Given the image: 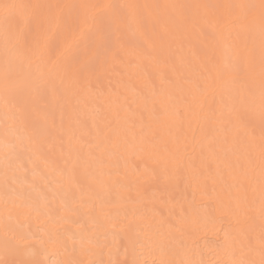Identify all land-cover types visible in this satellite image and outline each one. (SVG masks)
<instances>
[{
	"label": "bare ground",
	"instance_id": "bare-ground-1",
	"mask_svg": "<svg viewBox=\"0 0 264 264\" xmlns=\"http://www.w3.org/2000/svg\"><path fill=\"white\" fill-rule=\"evenodd\" d=\"M4 2L95 7L38 9L48 21L29 28L43 55L13 48L0 19V98L14 97L4 92L6 67L27 111L44 96L65 163L62 171L38 156L35 175L19 179L28 165L14 154L34 155L39 141L21 106L0 108V261L258 264L261 37L258 20L250 35L224 6L259 0ZM169 5L217 7L183 18ZM249 50L254 76L243 68ZM100 86L113 93H94ZM158 186L163 196L148 194Z\"/></svg>",
	"mask_w": 264,
	"mask_h": 264
},
{
	"label": "snow or ice",
	"instance_id": "snow-or-ice-1",
	"mask_svg": "<svg viewBox=\"0 0 264 264\" xmlns=\"http://www.w3.org/2000/svg\"><path fill=\"white\" fill-rule=\"evenodd\" d=\"M64 7H95L88 5L81 6H61V5H34V4H24V3H14V2H4L0 3V19L3 21L6 41L10 38L13 43V48L16 49H34L35 54L43 55V50L41 49L40 40L38 36H34L32 30L29 28L31 22L35 23L36 32L39 33L40 29L48 21V15H41L37 10L38 9H59ZM105 7H112L111 5ZM126 7L135 8L138 6L130 5ZM165 7H171L178 10V13L181 17L186 18L187 13L190 9L193 8H208V7H217V6H208V5H169ZM229 9L237 10L236 20L247 24L249 28V34L251 35L252 30H254L257 20L259 23V31L261 37V47H260V62H259V76L261 81V116L264 117V0H259L258 4L249 3V4H235L224 6ZM56 23L59 25L62 22V17L60 15L56 16ZM71 21H69L70 23ZM23 24V27H20V24ZM244 71L249 76H254L256 73V60L255 55L252 50H249L243 61ZM3 88L6 97L14 96L16 91L15 88V76L9 68H5L3 74ZM251 94V93H250ZM7 102V100H6ZM27 101L19 109L22 119L27 118ZM248 170L245 172V177L251 179V173L254 171V162L249 158ZM260 174L259 181L261 185V191L264 193V139H262L260 146ZM264 203V202H262ZM262 217H264V207H262ZM174 227V226H173ZM262 235H264V224H262ZM0 264H4L3 261H0ZM67 264H85L83 260L78 261H69ZM89 264H94V262H89ZM159 264H171L170 261L161 260ZM232 264H257L255 260H234ZM258 264H264V239L261 240V259Z\"/></svg>",
	"mask_w": 264,
	"mask_h": 264
},
{
	"label": "rangeland",
	"instance_id": "rangeland-1",
	"mask_svg": "<svg viewBox=\"0 0 264 264\" xmlns=\"http://www.w3.org/2000/svg\"><path fill=\"white\" fill-rule=\"evenodd\" d=\"M114 88L112 86H100L95 87L94 93L98 95L104 94V92L113 93ZM26 101L25 96L20 93H14V97L10 99V101H2L0 98V108L4 109L6 113L9 110H17L18 107L24 105ZM47 104L45 102L44 96L40 95L34 101L32 108L27 112V129L28 133L34 135L38 138L39 143L34 147V155H32L33 151L25 149L24 152H16L14 155L18 158L22 159L26 165H28V169L26 166V175L21 176L19 179H31L35 172L31 170L34 168L33 165L37 166L35 162L38 156L43 157L49 163H55L58 169L65 171L64 162H59V154L64 150L63 146V137L60 133H55L54 129H56V121L54 120L53 124L50 123L49 111L46 109ZM7 108V109H5ZM47 115V116H46ZM18 137V136H16ZM2 162H6V159ZM63 168V169H62ZM22 175V174H21ZM160 186L157 187L156 190L150 191L148 193L151 196H163L164 192L162 190H158ZM153 194V195H152ZM154 196V197H155ZM158 198V197H157Z\"/></svg>",
	"mask_w": 264,
	"mask_h": 264
}]
</instances>
